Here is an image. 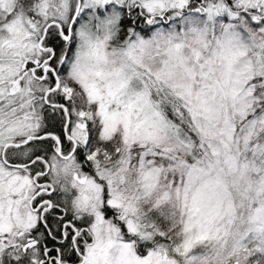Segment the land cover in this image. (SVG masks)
<instances>
[{"label":"rangeland","instance_id":"rangeland-1","mask_svg":"<svg viewBox=\"0 0 264 264\" xmlns=\"http://www.w3.org/2000/svg\"><path fill=\"white\" fill-rule=\"evenodd\" d=\"M32 1L41 24L55 18L68 22V13H75L79 3L92 8L90 27H73V14L71 34L65 37L74 39L76 59L69 65L58 63L57 75L59 86L73 98L77 122L86 126H72V135L85 144L82 150L69 145L64 155L73 154L64 161L56 156L57 145L47 159V176L62 180L61 187L67 183L81 198L79 211L90 216V244L79 264H264V134L258 135L264 130V109H259V96L264 95V0ZM107 3L114 10L139 8L147 26L157 24L134 32L133 17L126 15L130 27L117 35L110 19L93 15L95 7L99 12L97 7ZM243 8L255 13L245 16ZM29 10L18 0H0V102L13 100L12 93L28 84L19 82L23 68L41 56L43 26L29 17ZM168 20L167 26L159 24ZM122 37L119 50L109 45V39ZM153 90L173 99L175 115L168 113L169 120L158 109ZM37 102L24 118L19 107L9 108V122L0 123V152L8 143L34 140L43 124ZM186 117L200 141V152L191 160L184 152L192 149V137L184 136L189 145L182 146L180 132H171L170 121L184 126ZM87 120L91 123L85 124ZM27 148L21 156H27ZM79 156L118 164L119 174L106 192L114 218L98 208L105 186L95 176L85 177ZM35 192L29 174H0L2 263L12 256L8 252L17 237L37 219L30 206ZM139 210L159 212L160 233L177 259L158 250L139 252L135 238L124 237L122 226L131 234L143 227L133 218ZM23 247L18 244L15 253Z\"/></svg>","mask_w":264,"mask_h":264},{"label":"trees","instance_id":"trees-1","mask_svg":"<svg viewBox=\"0 0 264 264\" xmlns=\"http://www.w3.org/2000/svg\"><path fill=\"white\" fill-rule=\"evenodd\" d=\"M80 1L82 5L84 0ZM225 1L227 4L229 0ZM27 2L25 3V0H18V4H21V7H25V5H28V7L30 6V10L27 11L29 17H32L38 22L39 25L43 26V28L41 27V30L39 32V41L42 39V48H50L48 49L49 51L47 49V52L45 51V54H47L46 57L54 54L51 63L53 70H49L47 72L45 80L40 81L37 78L43 76L42 68L37 69L36 71H34V74H32L30 72V69L33 66L32 62L34 61H28L27 67L24 68L21 79H19V82H21L22 84H24V82L28 84H24V86H26L22 90H17V92L12 95L14 96L12 101L15 103V105H17L20 109H24V111H20V115L25 117L30 109L35 108L34 101L37 100L38 102L36 103V105L40 114L42 115L43 124H40L39 127L36 128V131L33 133V135L37 137V139L34 138V140H31L30 142L28 140L29 144L26 146H28L27 149L29 150L26 152V157L21 156V150H24V147H22L21 149L8 148V150L4 154V160L6 163H8V166L1 163L0 174H7L11 176L12 174L17 175L19 173H27L31 178H33V182L36 186V192L32 197H30V206L32 210H34L38 215L34 225L31 226L30 231L23 230V233H21V235L17 237V243L13 245V247L8 252L10 255L12 254V256L8 257L7 262H0V264H79L82 260L84 247L87 244H90V232L86 227L90 216L79 211L78 203L79 199L81 201V198L77 197L75 191L71 189L69 185H67V183H62L61 187L60 181L62 180H57L54 178V176H52L50 179V169H48V176L47 173H45L46 165H48L47 159H49L51 155H54V149L57 148L58 141L64 142V140L66 139L63 132L66 113L63 109H55V107H52L49 104L59 100V90L52 91V93L48 94L46 98L44 94L46 89L54 88L56 86L55 72L56 70H58V63L63 61L64 65H69L70 63H74V60L76 59L75 51L77 45L76 43L73 44V38H70L69 41L66 40V37L64 35L67 34V32L65 31L64 35L60 33L59 25L65 26L67 28L70 24V21L73 20V27L79 26L80 29H82L83 27H90L89 20L90 11H92V8L89 4H83L81 7L77 6L75 13H68V18L66 17L68 22L60 21L55 18L52 20L48 19V21H46L44 24H41L38 12L35 13L32 10L33 1L28 0ZM124 3L128 4V2ZM112 7V3L105 4L104 8L99 5L97 7L99 12H95V7L93 15H95L96 17H101L103 20L110 19L112 21V24H115L117 35H119V32L125 31V29H128L130 27V24L127 22L126 15H132L133 17L132 26L134 32H138L139 29L140 31L143 29L150 31L154 27V25L157 24L154 23L147 26V24L142 21L143 17H141V13H139V10L141 11V9L139 8L134 11L132 10V7H129L128 5L119 7L120 10L111 9ZM251 11L252 12L250 13L249 11L246 12L244 8L241 9V12L244 13L245 16L255 13L253 10ZM73 14L75 16L71 20ZM112 14L115 15L112 16ZM102 19L99 22H102ZM170 20L178 21V18L175 19V17H173ZM99 22L93 23L92 26L96 27ZM100 24L105 27V24ZM159 24L167 26L169 24V20ZM109 41L111 45H116L119 50L122 45L121 43L124 42V38H118L115 42L113 41V39H109ZM40 62L41 61L39 60L38 64ZM262 69H264L263 61ZM30 79L31 83H29ZM260 79H264V76H262ZM173 96L178 98L180 97L177 93H173ZM259 97V109L262 110L264 109V95H260ZM153 98H156L158 100V109L164 114L167 119L168 117L166 115L168 113L174 114L172 110L174 106L173 104H171V101H173V99L170 96L163 95L159 97L156 95L155 90H153ZM163 100H168L169 104L168 101L164 102ZM69 106L70 103L67 104V107ZM177 109L180 110L179 108ZM187 117H190L189 112H187ZM187 117L185 119L187 120L188 124L184 126L181 122L177 121L175 123L170 121V123L172 124L176 133L180 132V134L177 135L181 139H183L182 143H184L185 141L187 142V145L189 144L187 140H184V136L192 137L193 141L191 142V151L189 153L184 152V155L188 156L191 160L195 156L194 152H200V141L197 132L194 130L191 122ZM0 120L7 121L5 117H1V114ZM43 134H45V137L40 138L39 135ZM263 134L264 130H260L258 133V135L261 137H263ZM78 160H81L84 163L82 168L87 174L85 176L86 178L90 179L89 175L95 176L99 183H102L105 186V188L103 187L105 196H102V199L104 201L98 205V208L105 214L104 216L106 218H114L116 215L114 213V210H112L111 206L109 205V202L107 201L106 192L108 190V187L111 186V179L119 174L118 164L116 162L110 161L109 158L105 159L104 161L90 162L86 161L83 156H79ZM14 164L19 166L16 167ZM261 165H264V163ZM72 178L74 177L71 176V179ZM77 179L80 178L77 176ZM49 189L51 190L49 191ZM64 195H66L67 197ZM133 218H135L140 224H142L143 227L139 228L138 231L137 229H135L134 234H131L130 230H127L126 226H122V231L124 232L125 238H135V249L137 248L139 252L147 250L157 252L158 250L161 254H166L168 257L177 259V256L174 255V253L168 246L167 242L169 239L165 235L160 233V229L157 224L159 219V212L157 210H153L148 213H144L143 211L139 210V213L135 214ZM18 244L24 246L23 251L15 253ZM28 250L32 252L28 253ZM156 254L162 259L163 256H165H161L159 253Z\"/></svg>","mask_w":264,"mask_h":264},{"label":"flooded vegetation","instance_id":"flooded-vegetation-1","mask_svg":"<svg viewBox=\"0 0 264 264\" xmlns=\"http://www.w3.org/2000/svg\"><path fill=\"white\" fill-rule=\"evenodd\" d=\"M71 28L72 27H70V26H69V28L68 27L66 28L65 26L59 25V32L64 35L65 31L68 29L67 35H70L71 34ZM66 39H67V37H66ZM41 41H42V39L39 41V48L41 49V56L37 57V61L40 60L41 62L39 64H38V62H36V63L32 62L34 64V66L30 69V72L32 74H34V71H36L37 69L42 68L43 76H41L40 78H37V79H39L40 81H44L45 78H46L47 72L49 70H53V68L51 66V63H52L54 54L46 57L47 55L45 54V51L47 52V50L50 49V48H46V47L42 48L41 47ZM43 53H44V55H43ZM23 70H24V68H23ZM58 70H59V67H58ZM58 70H56V72H55L56 86L54 88L46 89L44 96L46 98L48 96V94L52 93V91L59 90V92H58L59 100L56 101L58 103L52 102V103H49V104L51 106L58 107V108L63 109L65 111L69 107H70L69 109H72L71 105L73 103V98L69 97L68 93L64 92L63 89L59 86L58 80H57V75H58V72H60V71H58ZM16 92H17V90L15 92H13L12 95H14V93H16ZM69 103H70V106L67 107V104H69ZM15 106H17V105H15V103L12 100H10L8 98H5V99L1 98L0 114H1V117H5L7 119V121L0 120V123L7 124L9 122L10 117L12 115L11 109L15 110ZM5 108H7V109H5ZM9 108H11V109H9ZM21 110L24 111V109H19L18 111H21ZM24 117L25 116H23L22 118H24ZM77 119L78 118H77L76 114H71L70 116L67 117V119L65 121V125L63 126V132H64V136H65L66 140L64 142L58 141V149L56 151L57 157L59 159L63 160V161L64 160H68L67 157H69L71 155V153H72L71 152V153H69V155H64V154H66L67 150L69 149V145L73 144V146L75 147L74 150H77V147H79V149L82 150L83 149V145L85 144V143L82 142V139L77 138L75 135H72V132H71V127L72 126H75L76 128H81L82 130L86 129V126L85 125H80V123L77 122ZM85 122H86L85 124H89V123H91V120H87ZM24 142L25 141H17V143H10V144L8 143V144L4 145L3 148H2V151H1V161H2V163L6 164L8 166V163H6L5 160H4V154L8 150V148L20 149V148L25 147L26 145L29 144V142H27V144H24ZM64 158H67V159H64ZM69 159H71V158H69ZM15 166L18 167L19 165L18 166L15 165Z\"/></svg>","mask_w":264,"mask_h":264},{"label":"water","instance_id":"water-1","mask_svg":"<svg viewBox=\"0 0 264 264\" xmlns=\"http://www.w3.org/2000/svg\"><path fill=\"white\" fill-rule=\"evenodd\" d=\"M29 139H27V141H28Z\"/></svg>","mask_w":264,"mask_h":264}]
</instances>
